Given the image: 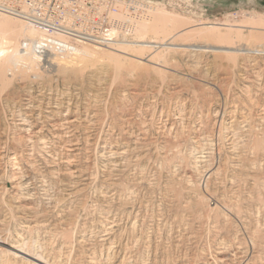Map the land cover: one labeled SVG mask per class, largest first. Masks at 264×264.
<instances>
[{
  "label": "rangeland",
  "instance_id": "374dc122",
  "mask_svg": "<svg viewBox=\"0 0 264 264\" xmlns=\"http://www.w3.org/2000/svg\"><path fill=\"white\" fill-rule=\"evenodd\" d=\"M144 2L96 72L13 59L0 14V264H264V0Z\"/></svg>",
  "mask_w": 264,
  "mask_h": 264
},
{
  "label": "built area",
  "instance_id": "2783aa9c",
  "mask_svg": "<svg viewBox=\"0 0 264 264\" xmlns=\"http://www.w3.org/2000/svg\"><path fill=\"white\" fill-rule=\"evenodd\" d=\"M0 3L8 8L7 12L40 30L43 38L38 41L43 46L38 51L49 48V53L55 56L72 53L79 42H94L109 35L117 40H131L136 25L148 19L151 11L150 2L144 0H0ZM111 16H122L123 20Z\"/></svg>",
  "mask_w": 264,
  "mask_h": 264
},
{
  "label": "bare ground",
  "instance_id": "6f19581e",
  "mask_svg": "<svg viewBox=\"0 0 264 264\" xmlns=\"http://www.w3.org/2000/svg\"><path fill=\"white\" fill-rule=\"evenodd\" d=\"M114 7H117V5H114ZM8 8L3 6L0 3V14H6V15H10L12 17H15L17 19H20L22 21H24V23H26L27 25H23L21 24L19 21H15V20H10V19H6V18H2L0 19V28L6 27V26H10L14 21V24H20L21 29H22V33H27L28 36L24 37L25 39L21 40L22 42L20 43V52L19 53L17 51V53L15 55H13V59L18 58L17 61L21 58H25V57H30L32 58L31 61H38L39 59H43V65L47 64L48 67L46 69H50L48 72H54V71H59L61 68L68 70V69H73V68H84L86 67L88 64H90L89 67H92L94 70L93 72L102 70L100 69L99 65L96 64H91V62H96L95 60H97L98 58L96 57V54L98 52H103V48H99L97 47V49L94 50H87V49H78L80 46L77 45L73 50L72 53H68L65 55H60V56H55L50 54V49L49 48H45L43 50H39L38 51V47L43 46V43H39L38 40H41L43 38V33L40 30H37L36 28H33L32 26L29 25V23L24 20V18L22 17H17L14 14L7 12ZM112 19H116L119 21H122L123 18L122 16H111ZM214 26V25H213ZM212 27V26H211ZM1 37L4 38L3 40H5V42L8 45H16V40H17V35L15 33H10L4 30H1ZM116 32H118V30H116ZM30 35V36H29ZM165 41V40H164ZM115 42H119L121 44L118 45H114L113 43ZM163 42V41H162ZM97 44L98 46H102L103 47H107V49L111 50L112 52H115L117 54H111V61H117L119 58H121V54H127L124 48H129L127 45H134V43L125 40L122 41H117V39L115 38H111V35L106 36L105 39H101V40H96L94 42H79V44ZM138 44H142L144 45L145 43L142 42H136ZM150 46L146 47L148 49H154V50H183V51H189V53L193 54L196 53L198 51H202V50H210L211 52H220V51H232V52H246V51H254L253 49H246V48H238V47H227V46H223V45H211V44H188V45H177L173 42L167 41L164 43H157V42H149L147 43ZM5 45V44H3ZM157 45V46H155ZM126 46V47H124ZM1 47V46H0ZM14 47V46H13ZM112 47V48H111ZM117 47L121 48V49H117ZM4 48V47H3ZM114 48V49H113ZM7 49V48H6ZM12 49V48H11ZM11 49L9 51H11ZM16 49V48H15ZM52 50V49H51ZM9 51L7 50H3L2 47L0 48V61L4 60L6 57H8V53ZM209 51V53H210ZM156 52V51H155ZM40 53V56H38V54ZM45 53V54H44ZM14 54V53H13ZM120 55V56H119ZM156 55V54H155ZM197 55V53H196ZM201 55V54H200ZM244 55V54H243ZM11 58V57H10ZM149 58V59H148ZM147 59H144L149 63H152L153 61H151V58L148 57ZM12 59V58H11ZM9 60V59H8ZM27 60V59H26ZM153 60V59H152ZM22 61V60H20ZM30 61V59H29ZM98 61V60H97ZM16 62V61H15ZM27 62V61H25ZM40 62V61H39ZM17 63V62H16ZM26 64V63H25ZM24 64V65H25ZM117 66H120L121 63H116ZM46 66V65H45ZM44 66V67H45ZM99 66V67H96ZM43 67V68H44ZM101 72V71H100ZM254 85V84H253ZM41 89V88H40ZM52 90V89H51ZM43 92V91H42ZM99 100V99H98ZM28 102V101H27ZM50 103V102H49ZM43 104V103H42ZM28 105V104H27ZM33 106V105H32ZM62 106V105H61ZM38 107V106H37ZM79 109V108H78ZM54 111V110H53ZM80 111V110H79ZM14 112V110H13ZM12 112V113H13ZM65 114V113H64ZM39 115V114H38ZM74 121V120H73ZM72 121V122H73ZM21 126L23 128H25V119H23ZM71 122V121H70ZM69 123V122H67ZM35 126V125H34ZM76 127V126H75ZM69 128V127H68ZM43 129V128H42ZM73 131V130H72ZM32 136V135H31ZM73 143V142H72ZM137 151V150H136ZM15 167V166H14ZM39 167V166H38ZM44 201V200H43ZM1 243V241H0ZM15 245V244H14ZM10 245L8 246L9 251H11L15 256L17 257H23V258H33L34 260H38L40 262L41 261L38 257H33L31 255H29L28 253L24 252L21 248L22 247H18L17 245Z\"/></svg>",
  "mask_w": 264,
  "mask_h": 264
}]
</instances>
